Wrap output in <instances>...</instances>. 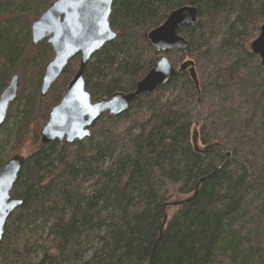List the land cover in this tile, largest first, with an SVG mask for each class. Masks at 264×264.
I'll return each instance as SVG.
<instances>
[{"label":"trees","instance_id":"1","mask_svg":"<svg viewBox=\"0 0 264 264\" xmlns=\"http://www.w3.org/2000/svg\"><path fill=\"white\" fill-rule=\"evenodd\" d=\"M53 1L0 0V92L17 74L20 108L15 128L11 107L0 127V168L24 157L0 264H264V67L250 50L264 0H113L116 38L84 72L91 100L133 91L162 54L174 69L192 61L197 85L176 71L124 112L101 114L90 137L41 144L79 61L40 97L52 50L32 44L30 24ZM187 5L197 9L177 29L187 50L156 51L148 32Z\"/></svg>","mask_w":264,"mask_h":264},{"label":"water","instance_id":"2","mask_svg":"<svg viewBox=\"0 0 264 264\" xmlns=\"http://www.w3.org/2000/svg\"><path fill=\"white\" fill-rule=\"evenodd\" d=\"M113 0H54L30 24L31 40L34 45L43 41L51 48L52 57L43 67L39 95L44 98L50 87L64 72L68 62L79 57L78 68L68 83L57 104L48 112V119L39 130L40 142L72 143L90 137V126L103 113L118 115L129 108L130 103L141 93H151L165 84L176 71L187 70L197 85L192 61L181 63L174 69L162 54L147 74L128 93H114L108 99L92 101L85 88L84 72L92 56L106 43L116 38L109 23ZM197 9L182 6L171 11L164 22L148 32L147 38L156 51L187 50V41L177 33L185 24L196 22ZM250 50L260 57L264 67V22L258 36L251 41ZM19 77L13 74L0 92V127L4 124L10 103L17 96ZM192 143L197 150V133L192 134ZM24 163V157L11 156L0 168V241L10 213L21 204L11 197L13 185ZM182 203V202H180ZM177 205L178 202L169 203ZM165 220V218H164Z\"/></svg>","mask_w":264,"mask_h":264},{"label":"rangeland","instance_id":"3","mask_svg":"<svg viewBox=\"0 0 264 264\" xmlns=\"http://www.w3.org/2000/svg\"><path fill=\"white\" fill-rule=\"evenodd\" d=\"M28 13H31V12H28ZM17 106L18 105L16 103H14L12 106H10L11 107V110H10L11 115H10V117L8 119V123H7L8 128H13L15 126V121H17L18 114H19L18 112L20 110V108ZM7 134H8L7 135L8 144L2 152V154H3L2 158L3 159L10 154V147L12 146V141L14 138V129L13 130L11 129L10 131L7 130Z\"/></svg>","mask_w":264,"mask_h":264},{"label":"bare ground","instance_id":"4","mask_svg":"<svg viewBox=\"0 0 264 264\" xmlns=\"http://www.w3.org/2000/svg\"><path fill=\"white\" fill-rule=\"evenodd\" d=\"M31 41H32V40H31ZM32 44H33V43H32ZM18 87H19V86H18ZM17 94H18V90H17ZM16 98H17V96H16ZM16 98H15V100H16ZM15 100H14V101H15ZM57 103H58V102H57ZM57 103H56V104H57ZM130 104H131V103H130ZM9 106H11V103H10ZM53 106H54V105H53ZM129 106H130V105H129ZM39 138H40V137H39ZM85 139H86V138H85ZM40 143H41V142H40ZM41 144H43V143H41ZM172 203H173V202H172ZM171 206H174V205H171Z\"/></svg>","mask_w":264,"mask_h":264},{"label":"flooded vegetation","instance_id":"5","mask_svg":"<svg viewBox=\"0 0 264 264\" xmlns=\"http://www.w3.org/2000/svg\"><path fill=\"white\" fill-rule=\"evenodd\" d=\"M40 89V88H39Z\"/></svg>","mask_w":264,"mask_h":264}]
</instances>
